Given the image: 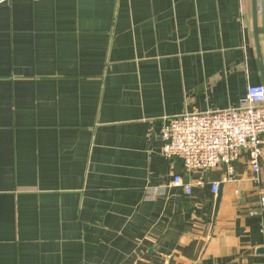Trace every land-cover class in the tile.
<instances>
[{"label": "crops", "instance_id": "obj_1", "mask_svg": "<svg viewBox=\"0 0 264 264\" xmlns=\"http://www.w3.org/2000/svg\"><path fill=\"white\" fill-rule=\"evenodd\" d=\"M258 24L253 0H0V264H264V153L230 180L161 139L264 84Z\"/></svg>", "mask_w": 264, "mask_h": 264}, {"label": "built area", "instance_id": "obj_2", "mask_svg": "<svg viewBox=\"0 0 264 264\" xmlns=\"http://www.w3.org/2000/svg\"><path fill=\"white\" fill-rule=\"evenodd\" d=\"M163 153L178 158L189 172L225 166L228 179L236 171V163L246 153L257 175L264 153V84L250 85L239 106L202 112H186L167 118L161 131ZM258 179V177H256ZM175 186L192 194L193 182L175 175ZM197 184H203L198 180ZM214 192L220 183L212 184ZM264 211V192L259 208L250 211L254 216Z\"/></svg>", "mask_w": 264, "mask_h": 264}, {"label": "water", "instance_id": "obj_3", "mask_svg": "<svg viewBox=\"0 0 264 264\" xmlns=\"http://www.w3.org/2000/svg\"><path fill=\"white\" fill-rule=\"evenodd\" d=\"M254 1V27H255V35L257 38V41H259L258 39V35H259V24H258V12L259 9L262 10L263 13V27H264V0H262V6H260V0H253ZM259 59H260V63H261V67H262V73H263V82H264V64H263V59H262V55L259 51ZM220 202H221V193H218V198H217V203H216V211H215V217L218 213L219 207H220ZM259 251L264 252V247L260 248Z\"/></svg>", "mask_w": 264, "mask_h": 264}]
</instances>
